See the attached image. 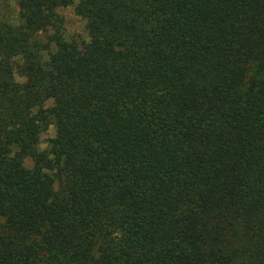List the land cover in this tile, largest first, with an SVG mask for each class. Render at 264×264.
<instances>
[{"label":"trees","instance_id":"1","mask_svg":"<svg viewBox=\"0 0 264 264\" xmlns=\"http://www.w3.org/2000/svg\"><path fill=\"white\" fill-rule=\"evenodd\" d=\"M15 3L0 264H264V0Z\"/></svg>","mask_w":264,"mask_h":264},{"label":"rangeland","instance_id":"2","mask_svg":"<svg viewBox=\"0 0 264 264\" xmlns=\"http://www.w3.org/2000/svg\"><path fill=\"white\" fill-rule=\"evenodd\" d=\"M17 17V7L15 0H0V18L8 22H15ZM55 23L62 33L64 39L69 41H75L81 43L86 41L89 36L88 22L75 14L74 5L67 7H61L56 10ZM48 34H39L40 40H46ZM17 81H22V78L15 75ZM52 105L51 100H47L44 104L45 108H49ZM55 135V126L52 120L48 129L40 137L39 149L46 150L49 147V140ZM27 167L31 166L29 160L25 162Z\"/></svg>","mask_w":264,"mask_h":264}]
</instances>
